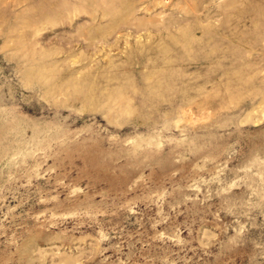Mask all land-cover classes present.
I'll list each match as a JSON object with an SVG mask.
<instances>
[{
	"label": "rangeland",
	"instance_id": "1",
	"mask_svg": "<svg viewBox=\"0 0 264 264\" xmlns=\"http://www.w3.org/2000/svg\"><path fill=\"white\" fill-rule=\"evenodd\" d=\"M0 264H264V0H0Z\"/></svg>",
	"mask_w": 264,
	"mask_h": 264
}]
</instances>
